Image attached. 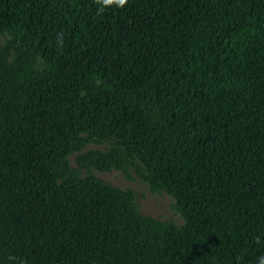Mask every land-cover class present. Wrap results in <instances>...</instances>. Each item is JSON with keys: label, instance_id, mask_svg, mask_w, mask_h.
Instances as JSON below:
<instances>
[{"label": "trees", "instance_id": "16d2710c", "mask_svg": "<svg viewBox=\"0 0 264 264\" xmlns=\"http://www.w3.org/2000/svg\"><path fill=\"white\" fill-rule=\"evenodd\" d=\"M98 7L0 0L12 35L0 44V264H257L264 0ZM84 130L129 150H90L69 169ZM133 154L153 189L178 199L185 234L144 215L132 191L80 176L121 170Z\"/></svg>", "mask_w": 264, "mask_h": 264}, {"label": "rangeland", "instance_id": "374dc122", "mask_svg": "<svg viewBox=\"0 0 264 264\" xmlns=\"http://www.w3.org/2000/svg\"><path fill=\"white\" fill-rule=\"evenodd\" d=\"M11 39L12 35L9 31L0 29L1 45H7ZM36 68L49 70L50 65L44 59L39 58L36 62ZM116 146L128 149L122 139L116 135L105 134L101 131L97 133L81 131L67 154L68 167L69 169L78 168L76 159L80 154L90 150L109 151ZM128 160L129 163L121 170L101 171L95 167H90L81 169L80 176L86 179L94 175L105 184L123 191H132L135 203L144 215L156 218L167 226L173 227L180 234H185L188 220L178 199L167 190L156 191L153 189L145 178L149 175L150 168L142 158L133 154L132 157H128ZM216 215L220 220H225L228 217V214L220 207L216 208ZM212 262L217 263V260L212 259Z\"/></svg>", "mask_w": 264, "mask_h": 264}, {"label": "clouds", "instance_id": "9594fccd", "mask_svg": "<svg viewBox=\"0 0 264 264\" xmlns=\"http://www.w3.org/2000/svg\"><path fill=\"white\" fill-rule=\"evenodd\" d=\"M128 2L129 0H95L96 5L99 6L98 13H103L106 9L110 7L123 9L128 4ZM57 43L61 47L63 46L64 43L63 33L58 34ZM257 243H260L259 237H257ZM257 264H264V255L258 258Z\"/></svg>", "mask_w": 264, "mask_h": 264}]
</instances>
